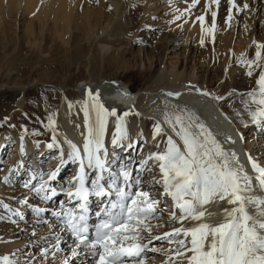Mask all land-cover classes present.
<instances>
[{"label":"snow or ice","instance_id":"snow-or-ice-1","mask_svg":"<svg viewBox=\"0 0 264 264\" xmlns=\"http://www.w3.org/2000/svg\"><path fill=\"white\" fill-rule=\"evenodd\" d=\"M198 0H192L194 6ZM171 4V0H169ZM212 4L219 0H211ZM229 17L236 7L233 0H228ZM208 5L205 4L207 10ZM247 8V4L244 5ZM237 12L240 11L236 8ZM182 15V13H181ZM216 12H212V30L215 29ZM180 19V16H176ZM204 28L205 17L196 18ZM227 23V21H226ZM201 45L204 40L201 39ZM255 58L248 60L241 53L237 59L238 65L247 68L246 74L251 77L253 69H259L255 80L256 88L247 93L249 101L244 102L245 112L254 125H264V43L253 40ZM211 99H222L212 96L209 92H200ZM165 95L178 98L180 93ZM86 98L81 102V110L85 117L87 136L83 141V152L69 142L71 152L69 159L80 162V172L74 177L67 189H61L67 196L68 203L73 207H64L53 212L57 217L60 232L70 233L73 238L71 248L72 258L87 253L95 258V264H145L142 253H156L157 248H149L148 244L155 240H165L169 245L167 259L163 264H264V195L253 194V178L248 176L242 167H237L238 157L234 151L225 149L205 126L198 123V118L180 109L165 111L164 124L178 137L174 140L167 135L160 123L155 124L153 139L157 136H167L166 147L163 150L150 152L140 161L141 168L137 172L153 168L158 169L159 178L153 176L152 183L161 185V194L171 201V209L167 223L157 212L158 201L150 191L141 187L142 180L133 182L132 171L123 163L114 168L115 156L109 158L104 137L106 125L110 117L114 118L115 132L111 141L115 148L129 137L125 129L124 118L133 114L130 109L119 113L116 107H106L101 101L99 92L85 90ZM69 109L73 107L70 103ZM137 116L139 113H135ZM237 116L241 113L237 112ZM94 115L95 123L89 126L90 117ZM247 127V123L241 121ZM49 126L53 128L52 148L56 143L55 121L49 117ZM241 140L243 136L241 135ZM23 140V137H21ZM230 144L235 141L226 137ZM132 145L129 144V147ZM157 147H159L157 145ZM21 154L23 148L21 147ZM249 163L256 174L255 182L261 192H264V168ZM87 168L94 173L90 184L85 173ZM61 159L55 169L40 175L39 188L32 189L36 193L47 192L43 197L49 200L57 195L55 188L49 191L48 181L55 179ZM151 162V167L149 166ZM10 171H13L10 169ZM46 175V179H45ZM9 177H4L5 184ZM28 187V185H25ZM90 197L106 199V205L97 212L98 222L89 223ZM27 198L20 201L27 204ZM230 205L223 207L219 220L213 222L216 213L209 210L210 205ZM8 210L7 204L3 205ZM34 211L39 214V207ZM16 216H23L16 212ZM155 221V223H153ZM47 223V221H45ZM179 224V227L174 225ZM169 228L161 235L153 236V229ZM91 233V234H90ZM36 235L35 231L32 233ZM56 251H60L59 237H56ZM147 241V243H145ZM41 256L46 257L47 249H42ZM0 264H17L9 254L0 256ZM61 264H69L68 258H63Z\"/></svg>","mask_w":264,"mask_h":264},{"label":"bare ground","instance_id":"bare-ground-1","mask_svg":"<svg viewBox=\"0 0 264 264\" xmlns=\"http://www.w3.org/2000/svg\"><path fill=\"white\" fill-rule=\"evenodd\" d=\"M4 1L11 3H8V5H6L4 4ZM159 1L166 2L167 0H149V2L147 3L148 5H150V9L147 6L143 7L145 8L144 12L142 10L143 17L147 16V12L154 8L155 13L159 10L162 12V14L160 15V18L162 19H164L169 14H174V17L172 15H169V17L172 16V18L169 19L168 17V19H166L168 23H174V21H177L176 16L179 13L180 9H187L188 7V0H173L174 3L167 5H165V3L160 4L158 3ZM84 5L79 2V0H0V12L6 11L7 14L10 15L9 10L14 7H16V9L24 7L26 11L31 12L38 11L39 18H42V20H45L46 22L48 21V18L50 19V17H52L49 21H53L52 24L55 31L59 30V25L61 26V28L63 27L62 29H64V25H67L69 23H72V25H70L72 28L76 25L77 30H79L80 28H78L77 22L80 19L79 26L87 28V30L85 31L87 39L94 40L95 43L99 45L97 47L101 51H109V49H111L110 46L104 44L102 41L111 39L115 40L112 36V34L114 33L111 34L112 29H108L106 24V27L99 26L100 22L96 21V23H94V20L91 21V19L94 18V14H91L89 12V8H84ZM258 5H260L262 8V2L258 3ZM116 7L117 6L115 5V8ZM134 8H131L132 10L130 11L127 20H131L130 16L133 14L132 12ZM135 12V14L138 13L137 10H135ZM114 13L115 16L119 14L118 12L117 14L116 11ZM120 13H124V8L123 12ZM111 20L112 19H110V21ZM114 21H116V19ZM46 22L43 23L47 24ZM117 23L119 24V22ZM171 24L170 26L168 25V27L164 26L165 33L163 34L161 39L159 38L160 41L158 40V38H156V32L158 33L159 30H154L145 35H141V37L138 38V42L143 46H149V44H151L150 40L153 41L156 38L154 40L155 45L157 44L158 46H163L164 48L163 55L159 60L156 59L159 65V69L154 72V74H152L153 78L150 84L146 86H140L138 88L132 87L128 92L124 88H119L112 82V80L114 82L115 80H117L116 77L99 80H91L87 78L79 85L75 84L70 86V91L65 90L66 87L52 85L56 89H58V91L55 92L58 95V100L55 103L48 102V104H42L37 108L35 107L36 109L32 110V114L28 115L30 117L29 120L33 122L31 124L35 126L33 127L36 129L37 134L44 133L45 125L49 124V117H51L55 121L54 131L56 135V143L52 148L47 147L49 143H52L53 137V128H51L50 126V134L48 136V139L45 138V140L43 139L42 141L34 138L36 136H34L33 138H31V136L30 140L26 139L25 133L16 134L12 132L13 129L6 130L4 133L0 132V153H4L6 156H15L12 162H10V164L12 163L11 170L13 171H10L8 169L9 166L8 168H6V170H9V176L14 182L20 183L21 181L25 180L24 183L31 186L36 180L40 181V175L42 173L46 174L49 172V170L55 169L57 167V164L61 159V155H63L64 159L63 164H60L59 166V170L55 179L52 181H48L49 191L52 188H55L57 191V195L49 200H45L43 199V197L47 194V192L39 193V197L41 198V200L38 206L44 211L42 213H48V230L46 231V233H38L39 230L35 231V236L32 235L33 232H30L27 238L20 239L18 238V232L16 233L15 230L12 229H9L8 231L7 227H4L5 229H2L1 226L0 256L9 254L13 260L17 261V264H61L63 258H68L69 264H95V258L87 253L81 254L76 258H72L71 248L73 246V238L72 236L68 235L67 232L59 231L57 217L53 215V212L60 209L62 203L66 208L73 207V204L68 203L67 196L65 194L61 196L60 200L56 204L55 201L58 197V191L60 189H63V187L58 184L59 182H56L57 178H59L60 175H63L66 171H68L70 167H72L71 174H68V176H70H66L68 178L63 179V183H65L68 188L70 182L73 181L74 177H76L80 172V162L77 160L69 159L68 154L71 152L69 142L76 145V147L80 149L81 153L83 152V141L85 136H87V128L85 126L84 113L81 110V102L86 98V96H83L84 99H82L81 97L83 93L81 94V92L83 91L85 94L86 89H90L93 92H99L101 101L105 104L106 107H116L118 112L121 111L120 109H122V107L123 111H127L130 109L134 110L133 114L124 118L125 129L127 131L129 140L122 142L121 145L116 146L115 148L112 146L111 141L115 132V122L114 118L110 117L106 125L104 143L109 152V158L112 159L113 154L115 156L113 167L119 168L117 164L120 162V164L123 163L128 168H130L132 171L133 182L137 178L141 179V187H143L145 190L150 191L151 195L158 201L156 205L157 212L158 210L160 211L163 207V212L161 215L164 217V220L162 222L167 223V217L172 205L171 201L161 194V185L152 183L153 176L159 178L158 169L153 168L151 172L147 170L137 172V169L141 168L140 161L142 158H146L150 152L160 151L166 147L167 136H157L155 140L153 139L156 123H160L167 135L172 136L173 139L177 140L178 142V137H176L175 134L171 132L169 127L165 125L163 121V113L165 111L171 112L174 110V108L176 111L183 109L184 111L191 113L192 115L197 117L198 123L203 124L206 129L213 133L215 138L225 149L229 150L230 152L234 151L236 153V156L238 157V163L236 164V166L242 167L245 173L253 178V194L264 195V192H261L259 187L256 185L255 176L257 173L253 171L252 164L249 163L248 159V157L250 156L252 163H255L259 168H264V125L252 124L249 120V117L247 116V113L244 112L245 110H241L244 105L236 102V99H240V101L243 100L244 103L245 101L249 100L248 98H243V96L238 95L233 96L232 99L234 100H232L231 97L227 98V96L231 94L233 95L234 92H239L234 89H230L228 91L227 88L232 84L231 79L233 76L231 72V59L235 57L233 56L234 54H238V52L240 51V45L243 40V38L240 36L242 31L239 30L238 33L234 32L229 37V34L227 35L226 33H224L225 35L223 34V37H221L222 34L218 36L215 35L217 41L216 46H214V48L209 47L208 49L201 50V47L199 46V39H203V37L204 39H206L207 36H202L199 38L195 36V34L199 33V35H204V32L201 34L200 32H197L198 29L196 31H193L191 27H188V30L184 29V31H188L185 35H178V29L176 31H173V29L171 28ZM115 38L117 37L115 36ZM196 38H199V42L198 40H196ZM210 54H216L221 59V64L223 65L222 67H224L227 78L229 76H232L231 79L225 78V81L222 79V77L221 79H217L220 77L216 76L215 71V74L213 76L214 78L210 77V75H213L211 70L212 66L210 65V63L203 60V58L205 59V56L207 57ZM212 61L213 60H211V64ZM189 63L192 64L189 66ZM199 73L201 74L199 75ZM197 89H199L200 92L207 91L212 96L222 97V99L216 100L211 99L208 96H203L199 92H197ZM169 92L180 93V95L178 98L165 95ZM70 103L73 105L71 109H69L68 107ZM123 111H121L120 113H122ZM237 112L241 113L242 116L240 115V117H238L236 114ZM135 113H139V115L137 116ZM241 121L246 122L248 126L245 127L241 123ZM94 123L95 117L94 115H92L89 120V126H92ZM32 133H34V131ZM241 135L243 136V140H241L240 138ZM21 137H23V140H21ZM226 137H231V139L235 141V143H228ZM9 144L11 148H13V150L11 152L8 151V154L7 152H4V149L5 147H8ZM129 144H131L132 146L129 147ZM157 145L159 147H157ZM21 147L23 148V154H21ZM134 148L138 149L136 151L137 154H133ZM49 158H51V160L45 162ZM2 161L4 162V159L0 160L1 163ZM149 166L151 167V162ZM85 173L87 175V182L90 184V176L94 175V173H92L91 170L87 168L86 161ZM28 187H25L24 190L28 189ZM27 192H29V190H27ZM1 199H4V197ZM8 201L12 204L15 202V200L13 199H9ZM106 202L107 201L104 198L90 197L88 204L90 213L89 223L95 218L97 212H100L101 209L105 207ZM17 203H19L20 205L18 207L16 206L14 208L15 210L8 208V215H12L14 211L15 213L19 212L20 214L21 212L29 211L28 206L24 204L22 206L20 201H17ZM25 206L27 207V210ZM223 207L231 206H217L215 204L209 206V210L216 213V215L213 217V222L219 220L220 212ZM42 213H39L38 215L42 216ZM40 218L36 219L40 220ZM10 221L20 222L18 216L16 215H14L10 219ZM30 221L38 220H35L34 217V219H31ZM153 223H155V221H153ZM174 226L179 227L180 225L176 224ZM18 227H20V230H26V227L22 229V225ZM169 230V228L153 229V236L161 235L164 231ZM25 235L27 236V234ZM57 236L59 237L58 247L60 251H56ZM152 242H156L152 246L157 248L158 251L156 253H153L147 251L146 249L145 252L142 253L141 258L145 260V264H163L168 255H171V253L168 252V249L170 247L174 248L175 245H169L165 240L153 239ZM152 242L150 244H152ZM45 243H48V245L52 244V248H48V245L45 246ZM145 243H147V241H145ZM38 244L39 246H37ZM150 244H148V247H150ZM25 245H29L32 248H40L38 250L32 249L33 253L36 255V259L31 261L30 263H27V259L25 260L24 257L22 259L21 256L20 250ZM42 249H47L49 252L51 250L53 251H51L50 255L39 258L41 256L40 253Z\"/></svg>","mask_w":264,"mask_h":264},{"label":"rangeland","instance_id":"rangeland-1","mask_svg":"<svg viewBox=\"0 0 264 264\" xmlns=\"http://www.w3.org/2000/svg\"><path fill=\"white\" fill-rule=\"evenodd\" d=\"M114 1L79 0L83 5L85 3L84 8H89V12L94 14V18H92L91 21L94 20V23H96V21L100 22L99 26H105L106 24L108 29H112L111 34L114 33L112 36L115 40L111 39L102 41L104 44L110 46L111 49H109V51H101L97 47L99 45H97L94 40L87 39V35H85L87 28L79 26L80 19L77 22L78 28H80L79 30H77L76 25L72 28L70 26L72 23H69L64 25V29L59 25V30L55 31L52 24L53 21H49L52 17H50V19L48 18V21L46 22L45 20H42V18H39L38 11H35V13L34 11H26L24 7L20 9L14 7L9 10L10 12L8 11L10 15H8L6 11L0 12V132L4 133L6 130L13 129L12 132L16 134L25 133V138L29 140L31 136V138L36 136L34 138L41 141L43 139L45 140V138L48 139L50 134L49 124H47L48 126L45 125L44 133L37 134L36 129L34 128L35 126L31 124L33 122L29 120L30 117L28 115L32 114V110H35L38 106L48 104V102L55 103L58 100V95L55 93L58 89L52 85L66 87L65 90L70 91V86L75 84L79 85L87 78L91 80H99L116 77L117 80H115V82L112 80V82L119 88H124L128 92L132 87L138 88L151 83L153 78L152 74L159 69L156 59H160L163 55L164 49L163 46L155 45L154 40L156 38H158V40L159 38L161 39L165 33L164 28L173 23H168L166 21L169 15L172 14H169L162 19L160 18L162 12L159 10L155 13V9L153 8L147 12V16L143 17L142 10L144 12L145 9L143 7L147 6L150 9V5L147 3L149 0H117L118 2L120 1L119 3L116 0ZM233 2L236 7L232 8L231 19L229 20V8L231 6L228 4V0H219L218 5L212 4L211 0H198V2L191 7L192 0H188L187 9H180L177 14V16H180V19L174 21L175 24H171V28L173 31L178 29V35H185L188 32H186V30L190 27L193 31L198 29L197 32L202 34L203 32L201 31L200 22L196 18L203 15L205 17L204 28L206 27L205 29L207 31H204V35H199V33L195 34V36L199 38L207 36L206 39L203 37L204 43L202 46L200 45L201 43H199L201 50L208 49L209 47L214 48L217 43L216 36L222 34L221 37H223V34L226 33L227 35L229 34V37L234 32L238 33L239 30H241L242 32L240 36L243 40L240 45V51L238 54L233 55L235 57L231 59L232 61L230 60L233 77L229 76L227 78V74L221 64L222 61L216 54H210L207 57L205 56V59L203 58V60L210 63L212 66L211 70L213 75H210L211 78H214L213 76L215 72L216 76L220 77L217 79H221L222 77L225 81V78L231 79L232 77V84L227 89L228 91L234 89L239 92H234L233 95L231 94L232 96H227L226 94L227 98L231 97L232 99L235 95L248 98L247 93L257 87L255 80L258 78L259 69L254 68L253 75L249 77L246 74L247 68L243 65H238L237 59L240 57L241 53H243L248 60L254 59L255 46L252 44V41L255 40L258 43H264V0H233ZM261 2L262 8L258 5V3ZM8 3L11 2L6 1L4 4L8 5ZM158 3H165V5L170 4L169 0L166 2L159 1ZM171 3H174V1L171 0ZM205 4L208 5L207 10L205 9ZM245 4H247V8H244ZM115 5L118 9L117 7L115 8ZM123 8L124 13L121 14L120 12H123ZM131 8H134V10L132 12L133 14L130 16L131 20L129 19V21L127 19L132 10ZM236 8H239L240 11L237 12ZM135 10L138 11L137 14H135ZM115 11L116 13H119H117V16H115ZM213 11L216 12L214 30H212ZM172 16L174 17L175 15L173 14ZM172 16L169 17V19L172 18ZM114 18L116 21H114ZM110 19L113 21H110ZM43 22H46L48 25ZM117 22H119V24ZM184 29L186 30L184 31ZM154 30H159V32H156V38L153 41L150 40L152 45L149 44V46H143L138 42V38L141 37V35H145ZM115 36L117 38H115ZM198 39L196 38V40ZM199 40L201 41V39ZM210 59L213 60L212 64ZM191 64L189 63V66ZM261 64L264 65V61H261ZM200 74L201 73H199V75ZM15 86H18L19 88ZM81 94V98L84 99V92L82 91ZM236 102L244 105L243 100L240 101V99H236ZM120 110L123 111V107ZM241 110H245L244 106ZM33 131L34 133H32ZM4 150V152L9 154L13 148H11L9 144ZM137 150V148H134L133 154H135ZM14 157V155L6 156L4 153H0V160L4 159V162H0V196L1 198L4 197V199L0 198V217H2L0 218V227L2 226V229L7 227L8 231L9 229L15 230L16 233L18 232V238L24 239L33 231L39 230L38 233H46L49 225L47 219L48 213H42L44 212L42 211V216H39L34 211L35 207H39L38 205L40 204L41 198L39 197L40 195L32 189L38 188L40 186V181L36 180L31 186L28 184V189L24 190L26 185L24 183L25 180L17 183L9 176L10 174L8 171L11 169L12 164H10V162H12ZM49 160H51V158L47 159L45 162ZM117 165L119 167L120 162ZM6 168L9 170H6ZM71 168L72 167L57 178L56 183L59 182L58 184L61 185L63 189H67V186L63 183V179H67L70 176H68V174H71ZM5 176L9 177L7 184L3 182ZM92 178H94V175L90 176V182ZM27 190H29V192H27ZM64 194V192L60 191L55 201L56 204ZM5 197L8 200L13 199L15 202L13 204L9 203ZM25 198H27L28 202L24 205L29 207V211L21 212V215L24 217L23 219H20L18 216L20 222L10 221L14 216L15 211L12 215H8V212L4 209L3 205L7 204L10 209H14L16 206L18 207L20 205L17 201H21ZM26 206L25 208L27 210ZM162 209L160 211L158 210L159 214H162ZM34 217L35 220L38 221H30L31 219H34ZM36 218H40V220ZM45 221H47V223H45ZM21 225L22 229L26 227V230H20V227L18 226ZM25 234H27V236ZM155 243L156 242H152L149 248H153L152 245ZM47 245L48 243H45V246ZM37 246H39V244ZM48 246V248H52V244H49ZM32 249L38 250L40 248H32L29 245H25L20 250L22 259L23 257L25 260L27 259V263L36 259V255L33 253ZM51 251L49 252L47 250V255H50ZM41 257L44 256H40L39 258Z\"/></svg>","mask_w":264,"mask_h":264}]
</instances>
